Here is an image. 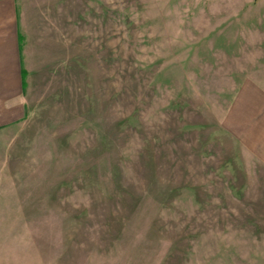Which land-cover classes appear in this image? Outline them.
Here are the masks:
<instances>
[{"label":"rangeland","instance_id":"1","mask_svg":"<svg viewBox=\"0 0 264 264\" xmlns=\"http://www.w3.org/2000/svg\"><path fill=\"white\" fill-rule=\"evenodd\" d=\"M243 1L16 0L0 264L25 231L75 264H264V18Z\"/></svg>","mask_w":264,"mask_h":264},{"label":"crops","instance_id":"2","mask_svg":"<svg viewBox=\"0 0 264 264\" xmlns=\"http://www.w3.org/2000/svg\"><path fill=\"white\" fill-rule=\"evenodd\" d=\"M243 2L244 5L255 10L257 18H264V0ZM22 29H24L23 21L16 0H0V115L15 113L18 100L26 96L29 71L25 61ZM1 119L0 126L10 121V119L5 121ZM21 225H27V221L23 220ZM11 236L13 239L16 236L19 238L17 234L11 233ZM28 236L25 231L20 241L8 242L6 251L3 252L6 257L2 261L3 264H75L74 259L66 255L72 251L69 245L62 248L56 245H47L48 247L45 245L46 247L40 249L36 243L27 240ZM29 237L32 238L35 235L30 234ZM13 249L18 252H11ZM1 254L0 227V256Z\"/></svg>","mask_w":264,"mask_h":264}]
</instances>
